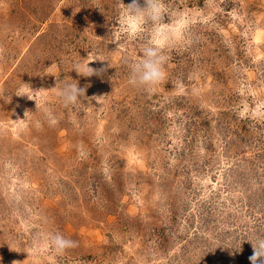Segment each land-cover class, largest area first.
I'll use <instances>...</instances> for the list:
<instances>
[{"label":"rangeland","instance_id":"obj_1","mask_svg":"<svg viewBox=\"0 0 264 264\" xmlns=\"http://www.w3.org/2000/svg\"><path fill=\"white\" fill-rule=\"evenodd\" d=\"M163 3L132 37L118 0H0V264H251L264 0ZM160 29L166 81L134 87L126 61ZM89 60L104 71L72 69ZM76 81L86 97L65 106ZM57 231L78 246L35 255Z\"/></svg>","mask_w":264,"mask_h":264},{"label":"clouds","instance_id":"obj_2","mask_svg":"<svg viewBox=\"0 0 264 264\" xmlns=\"http://www.w3.org/2000/svg\"><path fill=\"white\" fill-rule=\"evenodd\" d=\"M118 3L125 9L127 23L125 25L124 34L137 36L145 24L151 23L155 27L163 22L166 15V9L163 0H131V3L125 5L123 0H118ZM157 36L161 39L156 44H147L142 49V58L133 62L126 61L129 70V83L134 87H143L147 90L155 85L166 81V73L164 65L167 57L164 55V48L170 37V33L165 29H160ZM111 42H118L113 40ZM96 60V59H93ZM89 60L81 69L79 65L73 67L78 74L89 77L94 74H99L104 69H93L89 67ZM24 95V94H21ZM65 106L75 105L82 97L85 96V88L78 87L77 81L73 83H65L58 93ZM29 98V97H28ZM32 99V98H29ZM39 239V238H38ZM44 247H36L35 255H40L45 252H54L57 256L65 251L78 246V242L67 238L60 232H50L43 238ZM251 242V241H250ZM253 254L249 257L251 264H264V238H259L255 243L251 242Z\"/></svg>","mask_w":264,"mask_h":264}]
</instances>
